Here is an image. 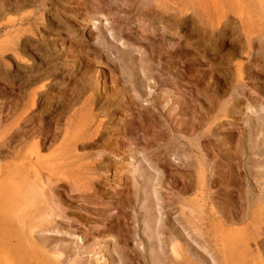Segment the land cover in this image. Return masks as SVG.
Returning <instances> with one entry per match:
<instances>
[{
    "label": "rangeland",
    "instance_id": "1",
    "mask_svg": "<svg viewBox=\"0 0 264 264\" xmlns=\"http://www.w3.org/2000/svg\"><path fill=\"white\" fill-rule=\"evenodd\" d=\"M152 1L0 0V264H264V0Z\"/></svg>",
    "mask_w": 264,
    "mask_h": 264
},
{
    "label": "bare ground",
    "instance_id": "2",
    "mask_svg": "<svg viewBox=\"0 0 264 264\" xmlns=\"http://www.w3.org/2000/svg\"><path fill=\"white\" fill-rule=\"evenodd\" d=\"M164 1V0H163ZM175 1V0H174ZM194 1V0H193ZM202 1V0H201ZM219 1V0H218ZM152 2H162V0H153ZM227 2V1H226ZM126 4V3H125ZM207 4V3H206ZM262 4V3H261ZM127 6V5H126ZM150 6V5H149ZM155 6V5H154ZM209 6V5H208ZM151 8V7H150ZM217 8V7H216ZM154 9V8H153ZM156 9V8H155ZM203 9V8H202ZM210 9V8H209ZM148 10V9H147ZM166 10V9H165ZM125 11V10H124ZM127 11V10H126ZM136 11V10H135ZM200 11V10H199ZM203 13V12H202ZM129 14V13H128ZM131 14V13H130ZM163 16V15H162ZM125 19H126V17H124ZM128 18V17H127ZM152 18V17H151ZM155 19V18H154ZM161 19V18H160ZM122 20V19H121ZM128 20H129V18H128ZM143 20V19H142ZM121 23V22H120ZM145 24V23H144ZM157 25H159V24H157ZM127 27V26H126ZM148 27V26H147ZM151 29V28H150ZM155 29V28H154ZM153 32V31H152ZM110 36H112V37H114V35L112 34V35H110ZM116 36V35H115ZM104 38V37H103ZM108 38V37H107ZM115 38V37H114ZM116 39V38H115ZM108 40H109V38H108ZM114 40V39H113ZM153 40V39H152ZM110 41V40H109ZM115 41H117V40H115ZM151 41V40H150ZM110 42H112V41H110ZM107 45V44H106ZM149 45V44H148ZM251 45V44H250ZM253 45V44H252ZM112 47V46H111ZM249 47V46H248ZM253 47V46H252ZM109 49V48H108ZM116 50H118L117 48H115ZM120 50V49H119ZM123 50V49H122ZM249 50V49H248ZM125 51V50H124ZM130 51V50H129ZM161 51V50H160ZM186 51V50H185ZM157 52V51H156ZM125 53H128V54H130L129 52H125ZM263 55V54H262ZM144 56V55H143ZM147 56V55H146ZM120 58H122V57H120ZM130 58V57H129ZM132 59H133V57H132ZM147 59V58H146ZM146 59H145V61H146ZM148 59L150 60L149 61V63L151 62V58L150 57H148ZM122 60V59H121ZM142 63H148V62H143L142 61ZM145 65V64H144ZM146 66H148V65H146ZM145 69H147V68H145ZM149 70V68L147 69V71ZM145 73V72H144ZM241 73V72H240ZM87 86H88V84H87ZM86 87V86H85ZM85 87L83 88L84 90H85ZM91 88V87H90ZM89 87H87V89L85 90V93H88L90 90ZM80 97H81V99H82V95H80ZM66 98V97H65ZM89 98H91V97H89ZM72 100V99H71ZM80 100V99H79ZM157 101V100H156ZM68 102V101H67ZM72 102V101H71ZM120 102V101H119ZM132 102H133V100H132ZM155 102V101H154ZM69 103V102H68ZM76 103V102H75ZM78 103H79V101H78ZM77 103V104H78ZM156 103V102H155ZM154 103V104H155ZM71 104V103H70ZM87 104V103H86ZM85 104V105H86ZM116 103L115 102H113V104H111V106H109L110 108L111 107H113L114 105H115ZM118 104H120V103H118ZM117 104V105H118ZM134 105H136V104H134ZM59 106V105H58ZM116 106V105H115ZM155 106V105H154ZM62 107V106H61ZM69 107V106H68ZM70 107H71V105H70ZM85 107V106H84ZM108 107V106H107ZM172 107H173V105H172ZM171 107V108H172ZM63 108H65V107H63ZM92 108V107H91ZM117 108V107H116ZM107 109V108H106ZM170 109V108H169ZM65 110V109H64ZM74 110L76 111V109L74 108ZM88 110V109H87ZM102 110V109H101ZM171 110V109H170ZM66 111V110H65ZM73 111V110H72ZM100 111V110H99ZM64 112V111H63ZM86 112V111H85ZM102 112H104L105 113V110H102ZM108 112V109H107V111H106V113ZM65 113V112H64ZM64 113H63V115H64ZM70 113V112H69ZM111 113V112H110ZM74 115V114H73ZM86 115V114H85ZM76 116V115H75ZM80 117V116H79ZM80 119V118H79ZM96 119V118H95ZM95 119L94 120H92V121H89V122H87L86 123V125L85 126H83L84 128L81 130V132L77 135V141H79L80 139H84V138H86L89 134H90V128L92 127V125H93V123L95 122ZM82 120V119H81ZM65 121V120H64ZM85 122V121H84ZM76 123V122H75ZM80 123V122H79ZM83 123V122H82ZM95 124V123H94ZM201 125V124H200ZM71 126V125H70ZM96 126H98V125H96ZM96 126H95V128H96ZM74 127V126H73ZM79 127V126H78ZM104 127V126H103ZM59 128V127H58ZM66 128V127H65ZM68 128V127H67ZM76 128V127H75ZM80 128V127H79ZM106 128H108V127H106ZM81 129V128H80ZM101 129V128H100ZM105 129V128H104ZM110 129V128H109ZM62 130V129H61ZM92 131V130H91ZM94 131H96V130H94ZM93 131V132H94ZM101 131H103V130H101ZM70 132V131H69ZM78 132V131H77ZM60 133V132H59ZM95 133H97V132H95ZM77 134V133H76ZM94 134V133H93ZM93 134H90V135H93ZM98 134H99V132H98ZM59 135V136H58ZM57 136L59 137V138H61L60 137V134H58ZM62 135V134H61ZM97 135V134H96ZM95 136V135H94ZM58 137H56V138H58ZM69 137V136H68ZM58 138V139H59ZM57 139V140H58ZM69 139V138H68ZM86 139H88V138H86ZM60 140V139H59ZM69 140H71V139H69ZM72 140H74V139H72ZM54 141V140H53ZM85 141V140H84ZM171 141V140H170ZM177 141V140H176ZM65 143V142H64ZM83 143V142H82ZM89 143V142H88ZM68 145H70V142L69 143H67ZM74 144V143H73ZM53 146V145H52ZM66 146V145H65ZM71 146V145H70ZM37 147V146H36ZM48 147V146H47ZM79 147V146H78ZM74 148H75V146H74ZM46 149V148H45ZM118 149V148H117ZM69 151V150H68ZM74 152H76V151H74ZM72 154V153H71ZM114 154V153H113ZM117 154V153H116ZM118 156V155H117ZM68 157V156H67ZM40 158V157H39ZM64 158V157H63ZM70 158H72V157H70ZM65 159V158H64ZM75 160V159H74ZM79 160V159H78ZM37 161V160H36ZM61 163V162H60ZM66 163V162H65ZM65 163H63V165L65 164ZM56 164V163H55ZM68 164H70V163H68ZM68 164H67V166H68ZM93 164H94V162H93ZM61 165V164H60ZM66 165V164H65ZM41 166V165H40ZM58 166V165H57ZM87 166V165H86ZM98 166V165H97ZM34 168V167H33ZM60 168V167H59ZM63 168V167H62ZM61 168V169H62ZM83 168H84V166H83ZM96 169V168H95ZM98 169V168H97ZM96 169V170H97ZM58 170V169H57ZM91 170L93 171V169H92V167H91ZM35 171H36V169H35ZM60 171V173L62 172L61 170H59ZM69 171V170H68ZM98 171V170H97ZM52 172V171H51ZM56 172V171H55ZM58 172V171H57ZM66 172H67V170H66ZM76 172H77V170H76ZM89 172V171H88ZM51 174V173H50ZM52 174H54V172L52 173ZM58 174V173H57ZM65 174V173H64ZM70 174H73V173H70ZM66 175V174H65ZM73 175H75V174H73ZM72 176V175H71ZM55 177V176H54ZM57 177V176H56ZM68 177V176H67ZM75 177H77V178H79L78 177V175L77 176H75ZM92 177V176H91ZM102 177V176H101ZM88 178V177H87ZM93 178L95 179V177L93 176ZM67 179V178H66ZM76 179V178H75ZM89 179V178H88ZM50 180V179H49ZM39 181V180H38ZM71 182V181H70ZM79 182V181H78ZM98 182V181H97ZM31 183V182H30ZM83 183V182H82ZM71 185V184H70ZM42 186H43V184H42ZM82 186V185H81ZM189 186V185H188ZM41 187V186H40ZM47 187V186H46ZM49 188V187H48ZM75 188V187H74ZM42 189V188H41ZM84 189V188H83ZM41 192V191H40ZM76 192H78V191H76ZM75 193V192H74ZM80 193V192H79ZM95 193V192H94ZM154 193V192H153ZM44 194V193H43ZM44 198H45V196H43ZM98 200V199H97ZM109 200V199H108ZM94 201V200H93ZM58 206V205H57ZM99 212V211H98ZM239 212H240V210H239ZM97 214V213H96ZM240 214V213H239ZM231 215V214H230ZM243 216V215H242ZM108 217V216H107ZM113 221V220H112ZM189 223V222H188ZM190 224V223H189ZM191 225V224H190ZM230 237V236H229ZM81 240V239H80ZM81 241H83V240H81ZM82 243V242H81ZM84 243V242H83ZM246 244V243H245ZM69 248V247H68ZM244 253V252H243ZM243 255V254H242ZM74 262V261H73ZM18 263V262H17Z\"/></svg>",
    "mask_w": 264,
    "mask_h": 264
}]
</instances>
